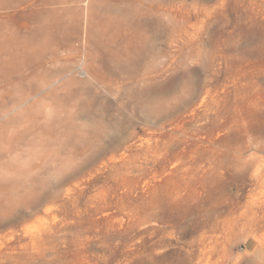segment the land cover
<instances>
[{"label": "rangeland", "instance_id": "374dc122", "mask_svg": "<svg viewBox=\"0 0 264 264\" xmlns=\"http://www.w3.org/2000/svg\"><path fill=\"white\" fill-rule=\"evenodd\" d=\"M0 264H264V0H0Z\"/></svg>", "mask_w": 264, "mask_h": 264}]
</instances>
